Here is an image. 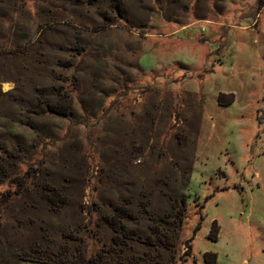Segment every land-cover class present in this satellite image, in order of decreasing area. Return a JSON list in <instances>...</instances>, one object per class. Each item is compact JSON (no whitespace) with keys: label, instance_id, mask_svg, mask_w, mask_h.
Masks as SVG:
<instances>
[{"label":"rangeland","instance_id":"rangeland-1","mask_svg":"<svg viewBox=\"0 0 264 264\" xmlns=\"http://www.w3.org/2000/svg\"><path fill=\"white\" fill-rule=\"evenodd\" d=\"M5 152L0 264H264V0H0Z\"/></svg>","mask_w":264,"mask_h":264},{"label":"trees","instance_id":"trees-1","mask_svg":"<svg viewBox=\"0 0 264 264\" xmlns=\"http://www.w3.org/2000/svg\"><path fill=\"white\" fill-rule=\"evenodd\" d=\"M61 106H62V104L61 105L59 104V107L48 104V105H46V109L49 113H52V114L56 113L58 115H64L65 109L62 108V110H61ZM7 155H8V153H6V155L4 157V158H6L5 160L3 158H0V160H1L0 161V175L1 174L4 175L5 174V168L9 167L8 164L10 163V161H9V159H7V157H8ZM47 190L49 192V195L45 196L46 201H48V202L55 201V197L57 196V198H58V196H59L58 192H54V190H56V189L55 188H48ZM214 238H215V235H214ZM206 256H211L212 261L214 260V254H210L209 252H206V253H204V257H206Z\"/></svg>","mask_w":264,"mask_h":264},{"label":"bare ground","instance_id":"bare-ground-1","mask_svg":"<svg viewBox=\"0 0 264 264\" xmlns=\"http://www.w3.org/2000/svg\"><path fill=\"white\" fill-rule=\"evenodd\" d=\"M7 86H8V84L5 85V87H7Z\"/></svg>","mask_w":264,"mask_h":264}]
</instances>
